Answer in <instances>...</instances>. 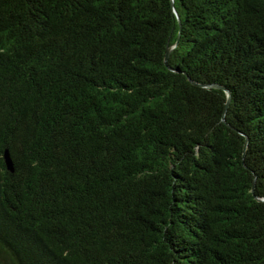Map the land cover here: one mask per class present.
<instances>
[{
    "label": "trees",
    "instance_id": "obj_1",
    "mask_svg": "<svg viewBox=\"0 0 264 264\" xmlns=\"http://www.w3.org/2000/svg\"><path fill=\"white\" fill-rule=\"evenodd\" d=\"M0 264H264V0H0Z\"/></svg>",
    "mask_w": 264,
    "mask_h": 264
},
{
    "label": "water",
    "instance_id": "obj_2",
    "mask_svg": "<svg viewBox=\"0 0 264 264\" xmlns=\"http://www.w3.org/2000/svg\"><path fill=\"white\" fill-rule=\"evenodd\" d=\"M170 52H171V49H169L168 52H167V55H166V61H167V59H168V57H169ZM215 87L224 89L223 87H219V86H215ZM225 90H226V89H225ZM225 90H224V91H225ZM226 93H227V96H228V103H229V100H230L229 92H226ZM5 162H6V164H7V168H8V170L11 171V172H14V167H15V166L13 165V162H12V159H11V157H10L9 152H6V153H5Z\"/></svg>",
    "mask_w": 264,
    "mask_h": 264
}]
</instances>
